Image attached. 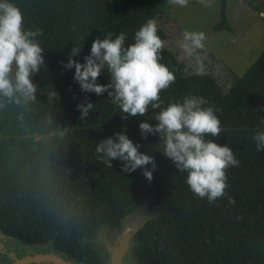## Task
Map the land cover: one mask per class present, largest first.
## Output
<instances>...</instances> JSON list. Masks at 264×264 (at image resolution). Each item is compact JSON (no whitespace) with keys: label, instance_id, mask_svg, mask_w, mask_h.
Segmentation results:
<instances>
[{"label":"trees","instance_id":"trees-1","mask_svg":"<svg viewBox=\"0 0 264 264\" xmlns=\"http://www.w3.org/2000/svg\"><path fill=\"white\" fill-rule=\"evenodd\" d=\"M13 2L22 12L24 27L41 29L36 39L45 63L32 76L35 98L0 108V231L27 244L51 243L80 264H102V251L86 239L102 225L120 226L152 201L186 213H163L136 231L141 264H264V150L257 151L252 139L264 129V51L224 88L209 70L186 76L188 65L165 45L161 50L160 62L175 75L159 93L161 107L189 94L203 96L222 128L218 137L205 134V139L227 144L239 160L225 169L226 195L210 203L190 191L187 173L179 172L162 153L158 135L142 137L139 122L155 124L152 118L160 109L149 107L144 116L122 117L107 92L82 91L73 78L74 68L64 67L73 47L80 52L72 59L83 63L92 41L109 32L113 38L124 32L126 44L134 42L142 24L165 17L169 0ZM219 3L215 28L231 30L227 0ZM157 34L165 42L162 27L157 26ZM108 80L105 72L97 77V83ZM87 101L93 108L81 117L77 104ZM120 131L154 158L151 181L140 168L123 172L120 160L106 166L96 153L100 140Z\"/></svg>","mask_w":264,"mask_h":264},{"label":"clouds","instance_id":"clouds-1","mask_svg":"<svg viewBox=\"0 0 264 264\" xmlns=\"http://www.w3.org/2000/svg\"><path fill=\"white\" fill-rule=\"evenodd\" d=\"M173 5L186 7L188 0H169ZM205 3L206 0H201ZM41 29H28L23 25L20 8L13 0H0V108L6 102L27 103L35 98L36 85L32 76L45 63L37 36ZM207 39L203 31L185 30L179 47L188 58L197 50L204 49ZM132 43L126 44V34L120 32L113 38L111 32L104 38L92 41L89 54L83 63L73 60L79 47H73L68 55L65 68H74L73 78L80 89L97 95L107 92L111 103L117 105L122 117L144 116L149 107L160 109L152 119L141 120L138 124L142 137L158 135L163 142L162 153L169 158L179 172H186V184L190 191L212 202L226 195L225 169L237 166L239 160L227 144H219L215 139H205V134L213 138L222 131L220 120L213 108L207 105L203 96L186 95L182 100L169 102L161 107V90L174 82V72L160 62L164 41L157 34L154 20L149 19L133 34ZM197 67L186 76L204 75V69L196 56ZM105 72L108 83H97V77ZM51 95H56L55 92ZM81 117L93 108L90 101L78 103ZM257 151L264 150V129H258L252 137ZM139 143H134L125 131L100 140L95 147L104 164L112 166V160L122 161V171L142 170L144 177L151 181L156 168L154 158L139 151ZM150 165L151 167H147ZM229 202L233 203L231 197Z\"/></svg>","mask_w":264,"mask_h":264},{"label":"rangeland","instance_id":"rangeland-1","mask_svg":"<svg viewBox=\"0 0 264 264\" xmlns=\"http://www.w3.org/2000/svg\"><path fill=\"white\" fill-rule=\"evenodd\" d=\"M219 0H188L186 7L169 3L165 17L155 20L156 26L166 33L164 45L180 60L191 67H197L196 56L204 70L213 73L220 85L228 88L234 74L241 76L264 51V0H227L226 14L231 30L215 28L220 20ZM185 30L203 31L207 37L205 48L197 50L192 58L184 55L179 47ZM163 213L185 214L169 207H157L150 201L130 213L118 227L102 225L86 241L99 248L104 257V264H109L108 245L118 243L121 233L127 228L137 229L149 219ZM51 243L26 244L0 231V264H18L28 255L53 252ZM69 258L68 256H65ZM126 264H141L136 257L135 237L130 240L126 252ZM27 264H53L43 260Z\"/></svg>","mask_w":264,"mask_h":264},{"label":"water","instance_id":"water-1","mask_svg":"<svg viewBox=\"0 0 264 264\" xmlns=\"http://www.w3.org/2000/svg\"><path fill=\"white\" fill-rule=\"evenodd\" d=\"M148 221V220H147ZM138 230V229H137ZM132 236H136V232L134 228L127 227L121 236L119 237V245L110 243L108 246V250L110 253V264H124L123 257L124 254L130 247V240ZM42 260H49L54 264H80L79 262L72 260L70 258H65L60 254H56L54 252H45V253H36L34 255H29L24 257L22 260L18 262V264H27L31 262H38Z\"/></svg>","mask_w":264,"mask_h":264},{"label":"flooded vegetation","instance_id":"flooded-vegetation-1","mask_svg":"<svg viewBox=\"0 0 264 264\" xmlns=\"http://www.w3.org/2000/svg\"><path fill=\"white\" fill-rule=\"evenodd\" d=\"M123 233V232H122ZM121 233V234H122ZM121 236V235H120ZM119 239V238H118ZM111 243H113V242H111ZM27 244V243H26ZM113 244H115V243H113ZM117 245H119V240H118V243L116 244V246ZM109 246V245H108ZM108 248V247H107ZM130 248V247H129ZM128 251V250H127ZM53 252L54 253H56V254H60V255H62L63 257H65V256H68V255H66V254H61L60 252H58V251H56V249H54L53 248ZM108 253H109V250H108ZM29 256V255H28ZM70 259H72V260H75V261H77L78 262V260L76 259V258H73V257H71V256H68ZM125 257H126V253L124 254V257H123V263L124 264H126V262H125ZM66 258V257H65ZM104 258V257H103ZM68 259V258H67ZM138 260V259H137ZM43 261V260H42ZM49 261V260H48ZM19 262V261H18ZM32 263V262H31ZM53 263V262H52ZM111 263V261H110V253H109V264ZM54 264V263H53ZM102 264H104V260H103V263ZM105 264H108V262H105Z\"/></svg>","mask_w":264,"mask_h":264}]
</instances>
